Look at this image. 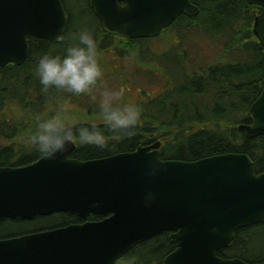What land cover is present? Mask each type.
I'll list each match as a JSON object with an SVG mask.
<instances>
[{
	"label": "water",
	"instance_id": "obj_1",
	"mask_svg": "<svg viewBox=\"0 0 264 264\" xmlns=\"http://www.w3.org/2000/svg\"><path fill=\"white\" fill-rule=\"evenodd\" d=\"M254 33L264 46V0ZM123 2L124 4H122ZM103 30L126 38L159 35L181 13L200 12L191 0H90ZM68 13L62 0H0V66L24 63L28 36L59 42ZM239 129L264 135L262 91ZM161 141L95 159L66 154L21 167H0V222L32 219L55 211L99 220L0 239V264H118L137 244L170 231L176 249L165 264H264L222 257L239 228L264 222V170L246 152H225L194 160L164 159ZM163 161L150 176V162ZM149 190L156 193L145 203Z\"/></svg>",
	"mask_w": 264,
	"mask_h": 264
},
{
	"label": "trees",
	"instance_id": "obj_2",
	"mask_svg": "<svg viewBox=\"0 0 264 264\" xmlns=\"http://www.w3.org/2000/svg\"><path fill=\"white\" fill-rule=\"evenodd\" d=\"M79 1L84 5L79 16L75 17L67 1L63 0L69 16L63 41L54 43L29 35L27 60L22 64L11 62L0 66V127L33 129L37 116L59 114L58 109L62 105L75 121L94 122L103 127V113L100 107L96 106L97 110L87 101L89 93L76 96L55 89L44 92L35 71L41 55L46 52L62 54L59 49L75 42V34L84 29L94 33L98 48L108 49L112 36L103 31L102 22L90 1ZM192 1L200 7L199 14L191 17L182 13L158 37L162 48L169 46L181 52L175 58L163 61L149 48L143 52L144 57H140L143 61L148 55L158 59L148 70V80L155 81L158 64L162 63L164 69L169 68L173 73L171 85L157 83L161 90L145 104L142 118L131 138L111 133L110 136L119 135L124 139L111 141L107 148L82 146L80 153L83 157L132 150L160 139L164 158L194 160L225 152H246L254 159L256 170H264V135L249 137L238 128L240 122L250 121L249 107L262 90L264 46L253 31L255 16L261 7L247 0ZM90 18L95 23L92 24ZM201 40H208L218 50L220 48L215 59H210L213 54L208 59L203 50L191 49L192 43ZM120 41L121 44L116 46L133 47L138 42L137 39ZM192 53L204 60L191 62ZM137 68L140 71V67ZM150 71L154 73L153 80ZM84 101L86 103L83 104ZM79 105L81 107L78 108ZM23 158L24 161L29 159ZM151 240L163 242L162 248L165 243L169 245L167 234H159ZM153 246L155 243L140 244L137 247L142 248L136 252L142 253L144 248L145 258L153 257L160 253L159 250L149 252ZM218 254L237 256L250 263L264 261V223L238 229L234 244L220 249Z\"/></svg>",
	"mask_w": 264,
	"mask_h": 264
},
{
	"label": "clouds",
	"instance_id": "obj_3",
	"mask_svg": "<svg viewBox=\"0 0 264 264\" xmlns=\"http://www.w3.org/2000/svg\"><path fill=\"white\" fill-rule=\"evenodd\" d=\"M59 41L65 39L63 33L57 36ZM62 54L46 52L39 58L36 75L42 85V91L50 89L79 96L91 93L103 79L104 69L101 53L94 33L89 29L79 31ZM118 90H104L100 102L103 113V127L94 122H77L67 115L65 106H60L59 114L37 116L33 130L27 140L35 151L47 158L66 154L74 144L92 145L98 148L110 146L111 133L131 138L142 118V106L135 102H122ZM164 162H150V176L158 174ZM156 193L149 190L145 203L150 204Z\"/></svg>",
	"mask_w": 264,
	"mask_h": 264
},
{
	"label": "rangeland",
	"instance_id": "obj_4",
	"mask_svg": "<svg viewBox=\"0 0 264 264\" xmlns=\"http://www.w3.org/2000/svg\"><path fill=\"white\" fill-rule=\"evenodd\" d=\"M69 7L72 10V13L75 17L79 16V11L81 7H83L79 0H66ZM90 22L93 24L95 21L90 18ZM138 42L135 43L133 47L131 46H120L118 55L116 53H112L111 49H105L99 47V51L101 53L100 60L104 69V76L101 81L93 88L92 92L89 93L87 101L94 105V108L99 110L101 100L103 99L102 93L104 90H118L121 93L120 100L122 102H135L139 103L142 106V109H145V104H147L150 100L154 99L155 92L158 91L159 85L157 83L163 82L164 85H171L173 81V73L169 68L164 69V65L158 64L157 68V77L155 79L154 73L152 71L149 72V75L154 78L155 81L152 82L148 80V69L146 63H142L143 59L140 57H144L143 52L148 51L149 47H155L153 51L162 58V60H170L173 59L177 54H179V50L176 48H162L161 40L158 38H139ZM213 45L208 40H201L199 43H192L190 45L192 50L202 51L208 46ZM65 48H61L63 52ZM150 56V55H148ZM209 54L206 55L209 58ZM213 57V56H212ZM211 57V58H212ZM152 62V61H151ZM139 64V65H138ZM152 62L151 65H153ZM150 65V66H151ZM140 67V71L137 68ZM165 73V75L163 74ZM126 89V92L123 90ZM86 101L83 102V104ZM97 106V107H96ZM81 107L80 105L78 108ZM82 109V108H81ZM79 109V110H81ZM78 110V111H79ZM61 219L60 215H55L50 218H41L36 223L38 224H50L52 222L59 221ZM32 224L29 222L25 223H15V222H7L3 231V234L9 232H19L30 228ZM124 263V260L121 264ZM126 263H131L130 261H126Z\"/></svg>",
	"mask_w": 264,
	"mask_h": 264
},
{
	"label": "flooded vegetation",
	"instance_id": "obj_5",
	"mask_svg": "<svg viewBox=\"0 0 264 264\" xmlns=\"http://www.w3.org/2000/svg\"><path fill=\"white\" fill-rule=\"evenodd\" d=\"M110 36H112V41H110V42L112 44H115V45L121 44L120 40L125 39V38L117 36V35H110ZM153 49H150L151 52L153 54L157 55L156 52L153 51ZM212 50H215V52L212 53ZM219 51H220V48L218 50L217 47H207L203 50V53L210 54V55L213 54L212 56H214L216 58V56L219 55ZM197 55L198 54L194 55L192 53L190 55L191 56L190 61L193 63H198L200 59H201V61L204 60V58L202 56H197ZM145 59H146V61H142L141 65L143 63H146L148 70L151 69L152 62H154V64H156V62L158 61V59L156 57L153 58L152 56H147ZM160 90L161 89L159 87L158 91H156V94H159ZM12 129H13L12 127H0V167H7V166H9V167H21V166H25L28 164H32L35 161H37L43 157V155L39 154L37 151H35L33 149V147L30 145V143L27 140L29 133L33 129H27V128H14L13 130ZM121 139H124V138L119 137V135L118 136H114V135L110 136V142L113 140L121 141ZM153 142L154 141H151L148 144H151ZM137 147H139V145L134 147L132 150L136 149ZM7 148H11V149L5 151V149H7ZM81 148H82L81 145L74 144L73 147L65 155V157H67L69 159H81L82 160V159H93V158H98V157H103V156L109 155V154H105V155H99V156H93V157H83L80 153ZM23 157H25V158L28 157L29 159L27 161H24ZM55 215H60L61 219L59 221L52 222L50 224H38V223H36L41 218H50V217H53ZM100 216H102V215H96L94 213H89L85 217H82V216L78 215L77 213H72L69 211H55V212L47 214V215H38L32 219L17 220V219L7 217L3 221L0 222V239L1 238H8V237L16 236V235H21V234H25V233H33V232H38V231H42V230H49V229H55L58 227H65V226H68L71 224L84 223L86 221L98 220V219L103 218V216L102 217H100ZM7 222H15V223L29 222L32 225L30 226V228L23 230L21 232H9V233L3 234L1 231H3L5 224ZM163 234H167V236H168L167 242H169V245L167 243L164 244L165 245L164 248H162L163 242H161V241L159 242L158 240L152 241L151 239L153 237L140 243V244L155 243V246H153L154 248L150 249L149 252L159 250L160 251L159 254L155 253L153 255V257L145 258L146 249L143 248V252L142 253L140 252L139 254H137L136 250H140L142 247H137L138 245H136L126 255H124L121 259H119L118 264H121V262L123 260H124L123 264H165L166 257L172 251L175 250L176 245H175V243H173L171 241V239L169 237V235H170L169 232H165ZM162 251H163V253H162ZM126 261H130L131 263H126Z\"/></svg>",
	"mask_w": 264,
	"mask_h": 264
}]
</instances>
